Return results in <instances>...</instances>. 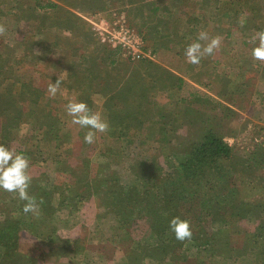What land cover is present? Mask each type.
<instances>
[{
	"label": "rangeland",
	"instance_id": "rangeland-1",
	"mask_svg": "<svg viewBox=\"0 0 264 264\" xmlns=\"http://www.w3.org/2000/svg\"><path fill=\"white\" fill-rule=\"evenodd\" d=\"M46 2L56 8H43ZM153 2L161 9L206 5L200 14L195 13L199 20L196 35L199 38L201 32L207 33L209 40L220 37L221 45L199 64L183 61L186 78L199 89L186 80L187 85L181 84L182 92L175 89L176 77H167L169 91L158 93L151 106L147 102L154 85L150 84L166 78L148 65L152 61L131 60L121 48L104 42L101 33L105 34L104 29L112 28L114 22L124 20L142 36L144 52H150L154 61L160 59L156 46L151 44L153 33L147 31V41L141 34L154 22L152 15L142 13L143 7L145 12L152 11ZM0 26L4 29L0 32V60L8 64L12 56L20 61L12 76L6 68L0 69V74L7 71L0 90L15 81L16 91H23L15 105L24 103L26 116L19 130L12 132L3 145L29 159V194L39 204L37 212L25 214L22 208L17 209L24 201L14 193L0 191V223L18 222V251L23 262L191 264V260L202 256L205 264H264V61L251 54L253 38L264 30V0H0ZM199 42L204 46L208 40ZM172 63L182 65L175 59ZM98 70L101 77L86 89L82 73L90 78V72L97 74ZM149 70L155 71L156 79ZM56 79L61 80V85L52 96L48 85ZM30 89L33 93L28 92ZM122 90H130L131 94L128 97L126 92L125 101L130 107L125 112L111 109L112 104H117L118 109L123 107L125 101L117 99ZM100 92L107 97L105 102ZM133 94L137 96L134 101ZM75 100L86 102L92 112H100L108 122L107 131L95 132L91 144L84 142L87 129L72 123L65 111V105ZM103 104L108 107L103 109ZM0 105L7 108L2 101ZM6 114L0 109V136ZM205 127L232 148L227 165L232 168L229 176L233 180L228 185L233 188L229 191L222 184L219 192L200 196L193 211L201 209L203 214H192L203 220V226L191 238L224 230L217 219L213 220L214 215L206 212L207 208L218 209L220 217L230 214L236 218L241 211V219L226 230L228 238L218 241L215 250L209 244H192L191 239L177 241L169 222L166 232L158 237L149 228L150 215L140 219L133 215L130 230L120 228L118 218L101 205L105 195L99 185L102 177L109 174L123 186L143 183L139 190L144 185L170 186L180 178L176 162L185 158V149L200 138ZM142 164H152L153 171L144 174ZM134 165L136 169L132 171ZM58 182L90 194L76 197L81 203L73 210L71 201L63 202L68 199L53 193ZM61 190L67 192L66 187ZM40 192L47 195L38 198ZM205 198L211 200L207 202ZM162 211L159 213L164 215ZM57 238L71 240L64 255H56ZM147 244L155 247L147 250ZM103 246L107 248L98 251ZM70 248L75 252L70 253ZM146 251L153 257L145 258Z\"/></svg>",
	"mask_w": 264,
	"mask_h": 264
},
{
	"label": "trees",
	"instance_id": "trees-1",
	"mask_svg": "<svg viewBox=\"0 0 264 264\" xmlns=\"http://www.w3.org/2000/svg\"><path fill=\"white\" fill-rule=\"evenodd\" d=\"M43 8L54 9L56 8V5L52 2H46ZM18 64H20V61L17 58L9 56L8 64H5L3 59L0 60V69L6 68L9 75L12 76L14 69L17 70L16 66ZM4 71L0 74L2 76H0V86L4 85L3 82L7 79V74H5L7 71ZM15 84L16 83L14 81L13 84L5 85L4 87H1L0 90V101L7 106L5 109L7 112L6 121L1 127L2 133L0 136V143L2 144L12 137V132L19 130L22 124L21 120L23 117H26L24 112L25 108H23L24 103L15 105L16 100L20 99V96L23 95L22 90L19 92L16 91L17 88ZM33 91L34 90L32 89L28 90L29 93H33ZM136 97L137 96L133 94L132 99L135 100ZM3 108L4 107L0 105V109L4 113L5 110ZM31 114L32 112L29 113L30 117L33 116ZM231 153L232 148L223 140V138L212 129L205 127L204 133L201 134L200 138L189 143L185 149V158L176 162V168L180 178H178L175 183H172L170 186L162 185L160 187L152 185L151 188H147L148 186L144 185V188L139 190L138 187H143V183L140 184V186H137L136 183L131 186H123L120 184L118 179H113V177H110L109 174H105L99 181V185L103 187L105 191V195L103 196L104 200H102L101 205L105 208L106 212L113 213L118 218L117 223L120 228L127 227L125 229L126 231L130 230V226L134 218L133 215H135L136 219H140V217L146 218L150 215V218L152 219V226L149 228L152 233L160 237L166 232L168 228L166 224L173 218L171 215L178 217V215L182 213L183 217L180 218L189 221L192 233L197 234L203 226V220L192 214L196 212L200 215L202 212L201 209H199L200 213L193 211L195 206L198 204V199L208 196L211 191L219 192L218 188L222 184H225V189L229 191L233 188L232 184L228 185V181L233 180V177L231 178V176H229L232 168L227 165V160L231 157ZM143 168L145 169L143 173L149 175V172L151 173L153 171L152 168L154 167H152L151 164L149 166L143 165ZM131 169L132 171L135 170L136 166H131ZM101 174L102 172H98V175ZM93 181L96 184L98 183L96 178H93ZM137 181L141 180L137 179ZM61 185L59 182L54 184L53 193H58L62 199H68L63 202L71 201L72 205L70 208L73 210H77L78 205L81 203L80 201L77 202L75 200L76 197L85 198V195L90 194L88 192L86 194H82V192H80L77 188L72 187V185L68 186L66 184L65 186L64 183H61ZM61 187H66L67 192L65 193L61 190ZM71 187L73 189L72 191ZM151 193L152 196H150ZM46 195V192H40L38 198H43V196ZM86 198L88 199V196ZM207 199V202L211 200L209 198ZM18 206L19 207L17 209H21L23 205L21 204ZM180 209L186 210L182 211ZM159 211L164 212V215H161ZM206 212H210L208 213L209 215L213 214L215 217L213 220L217 219V222L223 226L224 230L219 229L216 232H212L210 236L203 233L198 234L197 237L191 238V242L192 244H200V246L209 244L211 249L215 250L217 249L215 245L218 244V241H223L225 238H228V233H226L227 228L241 219V211L237 212L236 218H233L230 214L226 217H220L218 209L215 208L210 210L207 208ZM20 232L21 230L18 222L5 220L3 223H0V264L29 263L28 261L23 262L24 257L20 255L18 251V236ZM55 241L56 244L54 245L58 249L56 255H64V251L68 249L67 247L71 240H61L57 238ZM161 244L164 248H167L165 243L162 242ZM225 245L227 244H223L224 248ZM153 247L155 246L147 244L146 249L148 250ZM158 247L160 246L158 245ZM179 247L181 254L182 246ZM106 248L107 247L105 246L100 247L98 251H104ZM126 249L128 250V248ZM69 252L74 253L75 251H71L70 248ZM196 254L197 257L200 256V252H197ZM128 256L131 257L130 254H128ZM147 257L152 258L153 254L146 251L145 258ZM183 258L185 261H190L189 259H185V257ZM190 262L191 264H205L202 260V256L199 257L198 260L197 258H194V260H191Z\"/></svg>",
	"mask_w": 264,
	"mask_h": 264
},
{
	"label": "clouds",
	"instance_id": "clouds-1",
	"mask_svg": "<svg viewBox=\"0 0 264 264\" xmlns=\"http://www.w3.org/2000/svg\"><path fill=\"white\" fill-rule=\"evenodd\" d=\"M4 29L0 26V32ZM208 40L204 46L199 42ZM254 47L251 50L252 57L264 61V30L256 33L253 38ZM221 45V38L208 39L207 33L201 32L197 41L189 44L184 51L187 63L199 64L204 56L211 55ZM61 85V80L56 79L48 85V93L55 96ZM65 111L72 118V123L87 129L84 142L91 144L94 141L95 132L107 131L109 125L100 112H92L84 101H69L65 105ZM30 161L22 153L15 152L3 144H0V191L14 193L21 201H24L22 211L25 214L35 213L39 204L35 196L29 194L32 177L29 175ZM169 230L177 241L189 240L192 237L190 223L180 217H173L169 221Z\"/></svg>",
	"mask_w": 264,
	"mask_h": 264
},
{
	"label": "crops",
	"instance_id": "crops-1",
	"mask_svg": "<svg viewBox=\"0 0 264 264\" xmlns=\"http://www.w3.org/2000/svg\"><path fill=\"white\" fill-rule=\"evenodd\" d=\"M151 4L154 7L152 11L145 12L146 9L145 7H143L142 13L146 17L152 15L151 18H153L154 20L151 21L154 22L149 24L150 26H148V30L146 31L141 30L142 31L141 34L145 35V41H147L146 38L147 37L146 34H148L147 31H150V35H152L153 33L154 40L151 41V44L156 46L158 50L157 52H159L160 59L157 58L155 61L151 62L148 65L152 66L154 70L158 69L160 71L159 74H161L162 77L166 78L165 81L158 80L160 81L159 83L157 82L158 85L153 83L150 84L151 86L154 85V87L149 91L152 94L149 96L148 98L149 101L147 102V104L153 106L152 103L154 102L155 98L159 96L158 93L162 92L163 90H166L167 92L169 91L167 77H176L177 85L175 86V89H179L180 87V90L182 89V92H184V89L182 88L181 84L184 85L186 83L185 82L186 80L188 81V83H190V85L199 89L198 85L190 82L186 78V73H185L186 70L185 67H183V61L186 62L184 58V51H185L184 49L189 44L197 41L198 36L196 35V29L199 28V23H198L199 20L195 18V13L200 14L202 12V8H206L207 6L198 3L197 5L195 4L186 5V6L182 5L181 7H176L172 9L169 7H164L161 9L158 3L153 2ZM159 12H163V14H160ZM155 22L160 24L154 26ZM156 37L158 38V40H156ZM179 45L184 49L180 50L178 47ZM174 59L178 62H181L182 65L181 66H179V64L172 65ZM149 72L150 75H152L154 79H156L157 76L155 74V71L153 72L149 70ZM82 75L83 76L81 78H82V82H84L83 83L84 87L86 89H89L91 86H93L91 85V83H94V80L97 79L98 77H101L102 74H101V70H98L97 74L94 71H92V73L90 72L89 75L90 78H88L87 76L88 74H86L88 78V82H87L88 84H86L85 82V80H87L85 74L82 73ZM140 82L141 80L139 81V83ZM126 92L128 94V97H130L131 95L130 90L128 91L122 90L119 93L117 99L125 101L128 98ZM100 94L102 96V101L105 102V100H107V97H104V92L103 93L100 92ZM112 106L113 108L111 107V109L121 110L122 112H125L130 107V103L129 101H125L121 109H118L117 104L116 106L115 104H112ZM156 106L160 107L161 109L163 107L158 105ZM92 107L94 108L95 105H93ZM107 107H108L107 104L106 105L103 104V109ZM108 114L110 118L111 114L110 113ZM122 114H126V113H122Z\"/></svg>",
	"mask_w": 264,
	"mask_h": 264
},
{
	"label": "built area",
	"instance_id": "built-area-1",
	"mask_svg": "<svg viewBox=\"0 0 264 264\" xmlns=\"http://www.w3.org/2000/svg\"><path fill=\"white\" fill-rule=\"evenodd\" d=\"M114 26L101 33L102 40L114 48H121L133 61H154L150 52H144V42L140 34L129 28L124 20L113 23Z\"/></svg>",
	"mask_w": 264,
	"mask_h": 264
}]
</instances>
